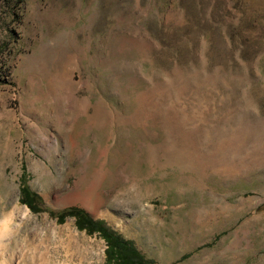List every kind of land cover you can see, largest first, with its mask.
Returning <instances> with one entry per match:
<instances>
[{
	"label": "rangeland",
	"instance_id": "1",
	"mask_svg": "<svg viewBox=\"0 0 264 264\" xmlns=\"http://www.w3.org/2000/svg\"><path fill=\"white\" fill-rule=\"evenodd\" d=\"M72 207L152 264H264V0H0V262L105 264Z\"/></svg>",
	"mask_w": 264,
	"mask_h": 264
},
{
	"label": "trees",
	"instance_id": "2",
	"mask_svg": "<svg viewBox=\"0 0 264 264\" xmlns=\"http://www.w3.org/2000/svg\"><path fill=\"white\" fill-rule=\"evenodd\" d=\"M22 202L31 210L38 211L35 208V202H40L38 195L23 188ZM73 217L79 230H84L88 234H99L107 243L106 262L105 264H152L151 261L146 260L133 246L132 242L124 239L114 230H112L106 222L102 220H95L84 210L72 207L63 211L58 215L60 221L64 217Z\"/></svg>",
	"mask_w": 264,
	"mask_h": 264
},
{
	"label": "bare ground",
	"instance_id": "3",
	"mask_svg": "<svg viewBox=\"0 0 264 264\" xmlns=\"http://www.w3.org/2000/svg\"><path fill=\"white\" fill-rule=\"evenodd\" d=\"M7 223H8V222H7ZM7 229H9V228H8L7 224L5 223V224L3 225V230H2V231H6ZM2 233H3V232L0 233V237H1V234H2ZM1 245H2V244H1ZM7 247H8V245H7ZM7 247H6V248H7ZM2 250H4L3 247H2ZM2 258L4 259L3 256H2ZM2 258H1V260H3ZM66 263H67V264H71L70 260H66ZM0 264H2V261L0 262Z\"/></svg>",
	"mask_w": 264,
	"mask_h": 264
}]
</instances>
